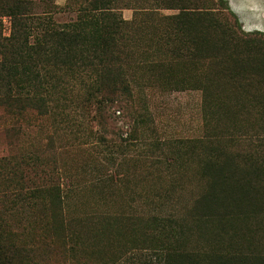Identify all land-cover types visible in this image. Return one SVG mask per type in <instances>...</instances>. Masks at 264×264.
Listing matches in <instances>:
<instances>
[{
	"label": "trees",
	"instance_id": "16d2710c",
	"mask_svg": "<svg viewBox=\"0 0 264 264\" xmlns=\"http://www.w3.org/2000/svg\"><path fill=\"white\" fill-rule=\"evenodd\" d=\"M150 1L128 22L116 0H79L76 19L57 25L31 0H0L10 25L7 37L0 33V108L58 125L79 114L113 165L115 152L153 146L136 88L201 92L204 135L154 162L193 165L196 193L147 190L145 208L134 209L133 199H116L130 184L121 161L114 173L92 166L89 180L66 192L57 183L8 188L0 193V264H264V32L243 31L223 0ZM141 16L153 18L157 40L148 49L138 48ZM111 113L127 129L108 139ZM76 189L79 217L66 221Z\"/></svg>",
	"mask_w": 264,
	"mask_h": 264
},
{
	"label": "rangeland",
	"instance_id": "374dc122",
	"mask_svg": "<svg viewBox=\"0 0 264 264\" xmlns=\"http://www.w3.org/2000/svg\"><path fill=\"white\" fill-rule=\"evenodd\" d=\"M31 1L38 5L36 13L50 12L48 17L57 25L70 23L77 17L74 10L79 0ZM116 1L123 20L128 22L134 19L135 8L142 7L150 11L153 5L150 0ZM222 7L228 8L233 13L243 31L264 32V0H223ZM160 12L161 15L176 13L175 11ZM0 21V33L7 37L10 29L9 20L2 17ZM152 21L153 18L141 16L137 26L141 25L143 28L142 45L138 48L148 49L157 40L151 28L148 27L153 23ZM154 58L152 56L147 58L144 54L140 56V60L144 62ZM134 93L140 111L146 113V143L153 146L147 149L143 147L141 151L139 148L138 152L135 150L125 155H119L117 152L113 154L117 160L116 163L120 161L122 163L121 168L118 167L119 172L127 173L130 179L127 194L116 199L127 203L133 199L132 207L143 210L149 190L151 193L169 195L171 198L173 195L177 196L179 192L182 193L181 190L186 188L182 194L188 198L187 192L196 193L199 185L198 179L192 174L193 171L192 173L190 171L195 167L183 161V170H181L177 167L179 166L177 162L175 166L173 163L171 168H169L170 165L162 162L159 164L154 162L164 159L163 154H170L169 151L180 140L199 138L204 135L201 92L194 90L166 92L160 86L151 87L143 84L142 87L136 88ZM69 114L70 123L58 122L60 124L58 125L50 115L43 116L28 112L17 116L14 110L0 108V163L2 162L0 173L8 174L6 177L8 180L0 178V193L7 194L8 188L13 189L18 186L33 188L38 185L47 186L56 183L66 192V186L74 183L77 187L79 183L81 184L80 181L89 180L86 172L92 166H107V173L115 172L114 168L118 165L115 162L112 165L106 160L108 154L106 155L103 151L97 139L89 137L88 126L85 125L87 131L80 126L86 121L79 114L74 115L71 111ZM112 115L111 113L109 131L105 135L108 139L113 136V132L120 134L127 129L122 120L117 117L118 113ZM54 118L61 120L59 116ZM74 120L76 122L72 125L71 122ZM148 149L150 150L147 151ZM123 160L126 162L123 163ZM152 163H154L153 166L148 167ZM149 179L152 181L148 182ZM121 189L124 192L122 187L120 192ZM68 194L67 201L70 203L71 211L74 212L73 209H75L76 212L70 215L65 212L66 221L70 219L69 216L76 219L79 217V202L84 199L79 198V189ZM3 198L0 194V199ZM8 218H11V215H8ZM10 224L16 229L18 222L11 218ZM119 264L129 263L122 260Z\"/></svg>",
	"mask_w": 264,
	"mask_h": 264
},
{
	"label": "flooded vegetation",
	"instance_id": "af4514ba",
	"mask_svg": "<svg viewBox=\"0 0 264 264\" xmlns=\"http://www.w3.org/2000/svg\"><path fill=\"white\" fill-rule=\"evenodd\" d=\"M253 28L255 29V26H253ZM257 30V29H256ZM257 31H260V30H257Z\"/></svg>",
	"mask_w": 264,
	"mask_h": 264
}]
</instances>
